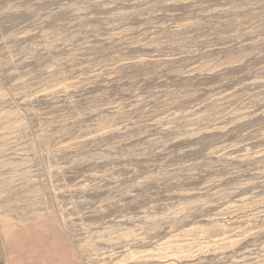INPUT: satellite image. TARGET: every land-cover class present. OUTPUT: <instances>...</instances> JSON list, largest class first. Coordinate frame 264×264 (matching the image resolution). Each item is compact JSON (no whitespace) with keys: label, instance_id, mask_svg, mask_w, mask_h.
<instances>
[{"label":"rangeland","instance_id":"rangeland-1","mask_svg":"<svg viewBox=\"0 0 264 264\" xmlns=\"http://www.w3.org/2000/svg\"><path fill=\"white\" fill-rule=\"evenodd\" d=\"M9 238L264 264V0H0Z\"/></svg>","mask_w":264,"mask_h":264},{"label":"crops","instance_id":"crops-1","mask_svg":"<svg viewBox=\"0 0 264 264\" xmlns=\"http://www.w3.org/2000/svg\"><path fill=\"white\" fill-rule=\"evenodd\" d=\"M51 248L47 241L0 239V264H63Z\"/></svg>","mask_w":264,"mask_h":264}]
</instances>
